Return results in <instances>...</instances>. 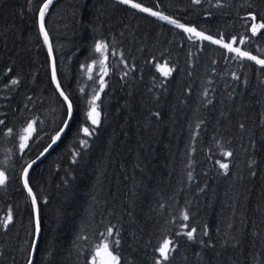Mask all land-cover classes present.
<instances>
[{
  "label": "trees",
  "instance_id": "1",
  "mask_svg": "<svg viewBox=\"0 0 264 264\" xmlns=\"http://www.w3.org/2000/svg\"><path fill=\"white\" fill-rule=\"evenodd\" d=\"M47 1L0 0V264L32 257V196L33 264H94L106 239L118 264H264V66L120 0L49 3V51ZM133 2L264 59V0Z\"/></svg>",
  "mask_w": 264,
  "mask_h": 264
},
{
  "label": "snow or ice",
  "instance_id": "2",
  "mask_svg": "<svg viewBox=\"0 0 264 264\" xmlns=\"http://www.w3.org/2000/svg\"><path fill=\"white\" fill-rule=\"evenodd\" d=\"M121 3H124V4H130L133 8H137V9H140L141 11H144V12H151L150 9L148 8H142L141 4L139 3H134L133 0H120ZM196 2L198 3L199 0H196ZM49 3H51V0H49ZM48 7V4H45L44 5V8L46 9ZM151 15L153 16H159L160 19L162 20H168L170 23H173V24H176L177 27H180V28H184V30L186 32H189V33H193L195 34L196 36L200 37L201 39H204V40H209L211 41L212 43H215V44H221L222 41L221 40H214L211 36H206L204 35L202 32H197L195 28H185L184 25H181V24H178L175 20H170L169 17H166V16H163V15H160L159 13L157 12H151ZM251 16V19L252 20H256V16L255 15H252L250 14ZM40 17H41V22H43V17H44V12L43 10H41L40 12ZM261 29H264V23H259V24H254L252 27H251V31H252V34L253 35H256L258 31H260ZM41 31H43V23H41ZM44 39H45V42L48 41V36H47V33H45L44 35ZM236 41L233 40L232 43H235ZM240 43H244V40H241ZM106 46L102 43L100 44H97L96 45V50L97 51H102ZM223 47H225L226 49H228L229 51L231 52H235L237 53L240 57H247L248 59L250 60H254L257 64H260L262 66H264V59H257V57L255 56H251L249 53L247 52H243L241 51L239 48H233L232 47V44L231 43H228V44H223ZM49 51H51V48L49 49ZM164 75H168V72H164ZM53 78L55 79V72L53 73ZM13 83H16V81H13ZM57 87L59 88V84H57ZM61 96H64V93L61 92L60 93ZM64 99L65 100H68V97L67 96H64ZM68 120L64 121V127L59 129L58 130V133L56 135L55 138H53L52 140V143L48 145V148H51L52 145H54L57 140H59L60 138V133L64 132V130L68 127V123L71 119V116H72V104L71 102L68 103ZM98 116V113L95 112V108H93V111L89 113V118L91 119L92 123L93 124H97L98 123V120H97V117ZM32 128L31 125H29V130ZM83 133L85 135H91L92 133L89 131V128L85 127L83 128ZM26 139V138H25ZM82 144H86L87 141H81ZM24 145H22L23 147ZM45 151H47V149H45ZM226 155H231V153H226ZM33 163H35V161H33ZM29 167H31V165H29ZM220 167L221 168H224V169H227L228 165L227 164H224V163H221L220 164ZM24 175L25 177L27 176V169L24 170ZM4 183V175L3 173H0V184H3ZM25 188H28V192H29V195H32V190L31 188L28 187V181L27 179H25V184H24ZM32 203L33 205L35 206L36 204V197L35 196H32ZM184 219L187 220L188 217L187 215L184 216ZM11 221V216L7 217L6 220L4 221V227H7V224L8 222ZM40 221H39V218L37 217L36 219V222H35V234L38 236L40 234ZM195 232V229H191L189 230L188 232L185 233V235L188 237V239H193V233ZM108 234L111 235V230L108 231ZM115 243L118 244V241H115ZM172 242L171 241H165L163 246L160 247L158 250L160 252V255L162 257V259L164 261H167L169 259V251H170V248H169V245L171 244ZM35 243L32 245V248L33 250H35ZM105 249L107 250V245L104 246ZM109 256H111V260L113 262V264H118V258L116 256H112L111 253H108ZM28 264H33L32 260L29 259L28 261ZM157 264H159V262H157Z\"/></svg>",
  "mask_w": 264,
  "mask_h": 264
},
{
  "label": "rangeland",
  "instance_id": "3",
  "mask_svg": "<svg viewBox=\"0 0 264 264\" xmlns=\"http://www.w3.org/2000/svg\"><path fill=\"white\" fill-rule=\"evenodd\" d=\"M142 8H144V7H142ZM151 12H157V11L151 10ZM151 12H147V13L151 14ZM157 13H159V12H157ZM159 14L160 15H163L161 13H159ZM163 16H165V15H163ZM155 17H157V18L160 19L159 16H155ZM169 19L170 20H173L170 17H169ZM163 21L169 22L168 20H163ZM185 28H187V27H185ZM190 34L193 35V36H196L193 33H190ZM102 44H104L106 46L105 43H102ZM223 44H227V43H223L222 42L220 45L223 46ZM232 47L235 48L233 46V44H232ZM107 61H108V56H107V46H106L102 51H100V58H99V60H97L92 65H90L89 68H88V70L95 69L97 71V73H99L101 75V80H102L106 76V74L108 72ZM160 69H161V71L163 73L164 72H168V73L170 72V70H169V68L167 66H161ZM97 98L98 97H96L95 100H94V102L92 103V105L90 107V112H92L93 111V108H95V112L98 113V116L96 118H97V120L99 122V120H100V111H99L98 105L96 103ZM31 126H32V128L30 130H29V126H28V128L25 131V135L22 138V144H21V146L24 145L23 147H25L26 143L31 138V136H32V134H33V132L35 130V124L32 123ZM105 245L108 246L107 247V250L104 247ZM169 248L171 249V244L169 245ZM108 253H111L112 256H116L118 258L117 254L112 249V241L110 239H106L97 248L96 254H95L94 258H93V263L94 264H113V262L111 260V256H109ZM118 260H119V258H118Z\"/></svg>",
  "mask_w": 264,
  "mask_h": 264
},
{
  "label": "water",
  "instance_id": "4",
  "mask_svg": "<svg viewBox=\"0 0 264 264\" xmlns=\"http://www.w3.org/2000/svg\"><path fill=\"white\" fill-rule=\"evenodd\" d=\"M52 1H54V0H51V2ZM46 4H49V0L47 1V3ZM41 10H43V12H44V10H45V8H44V6H43V8L41 9ZM41 12V11H40ZM41 23H43V22H41V17H40V24ZM43 32L44 33H47L46 32V29H45V27H44V24H43ZM48 36V35H47ZM48 43H49V47L51 48V44H50V40H49V38H48ZM55 72V79H54V82H55V85H56V87H57V84H58V81H57V75H56V71H55V63H54V61H53V73ZM58 88V87H57ZM59 89V88H58ZM70 121H71V119H70ZM69 121V122H70ZM68 125H69V123H68ZM67 129V128H66ZM65 129V130H66ZM65 130H64V132H65ZM64 132H62V133H60V138H59V140L62 138V136L64 135ZM59 140H57V142L54 144V145H52V147L51 148H48L47 149V151L42 155V156H40V157H38L37 159H35L34 161H35V163H31V164H29V165H31V167H33L34 165H36V164H38L40 161H42L47 155H48V153L53 149V147L58 143V141ZM29 165H28V167L26 168L27 169V174H28V171H29V169L31 168V167H29ZM25 179H27V176L25 177V175H24V181H25ZM35 217H36V219H37V217H38V207H37V202H36V204H35ZM40 235H41V231H40V234L37 236L36 235V240H35V245L37 246V243H38V241H39V238H40ZM35 250H36V247H35ZM35 250H32V257H31V260H32V262H34V259H35Z\"/></svg>",
  "mask_w": 264,
  "mask_h": 264
},
{
  "label": "bare ground",
  "instance_id": "5",
  "mask_svg": "<svg viewBox=\"0 0 264 264\" xmlns=\"http://www.w3.org/2000/svg\"><path fill=\"white\" fill-rule=\"evenodd\" d=\"M24 149V148H23Z\"/></svg>",
  "mask_w": 264,
  "mask_h": 264
}]
</instances>
